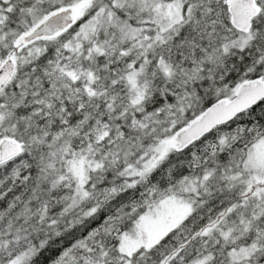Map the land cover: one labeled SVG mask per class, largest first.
<instances>
[{
	"label": "snow or ice",
	"instance_id": "6c2138e0",
	"mask_svg": "<svg viewBox=\"0 0 264 264\" xmlns=\"http://www.w3.org/2000/svg\"><path fill=\"white\" fill-rule=\"evenodd\" d=\"M0 264H264V0H0Z\"/></svg>",
	"mask_w": 264,
	"mask_h": 264
}]
</instances>
